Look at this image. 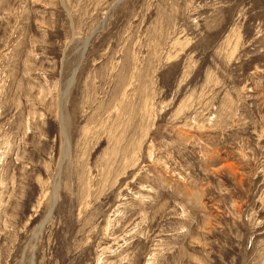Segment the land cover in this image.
Returning a JSON list of instances; mask_svg holds the SVG:
<instances>
[{
  "label": "rangeland",
  "instance_id": "obj_1",
  "mask_svg": "<svg viewBox=\"0 0 264 264\" xmlns=\"http://www.w3.org/2000/svg\"><path fill=\"white\" fill-rule=\"evenodd\" d=\"M0 264H264V0H0Z\"/></svg>",
  "mask_w": 264,
  "mask_h": 264
}]
</instances>
